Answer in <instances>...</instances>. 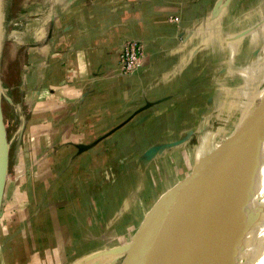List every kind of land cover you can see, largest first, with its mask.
Instances as JSON below:
<instances>
[{
  "label": "crops",
  "instance_id": "obj_1",
  "mask_svg": "<svg viewBox=\"0 0 264 264\" xmlns=\"http://www.w3.org/2000/svg\"><path fill=\"white\" fill-rule=\"evenodd\" d=\"M254 1H11L28 16L3 77L27 120L30 211L2 207L0 264L95 263L112 256L117 224L125 254L162 199L155 160L207 127L261 63L241 35L257 21ZM128 41L144 48L130 75L119 64Z\"/></svg>",
  "mask_w": 264,
  "mask_h": 264
},
{
  "label": "rangeland",
  "instance_id": "obj_2",
  "mask_svg": "<svg viewBox=\"0 0 264 264\" xmlns=\"http://www.w3.org/2000/svg\"><path fill=\"white\" fill-rule=\"evenodd\" d=\"M11 1L13 0H0V45L2 48L1 81L4 88L2 102L4 120L7 129V140L13 138L14 133L21 124L23 125V128L20 138L8 151V176L6 179L5 196L3 201L5 216L22 215L24 211L29 213L30 209L26 210L25 208L24 188L25 181L30 180L29 177L31 176L29 174L31 172V159L29 153H27L30 152L31 149L30 147H27V144L25 143V124L27 120L24 115L23 105L11 98V89H9L3 77V67L6 65L8 59L9 48H11L14 43L24 40L22 36H24L23 32L25 31V20L28 18V16L24 14V11L22 12L18 10L23 0H15V4H19L17 9L13 8ZM254 2L257 6V21L250 30L244 31L241 35H250L257 41L256 49H260L261 57L259 61L261 63L256 65V71H254L253 75L251 74L252 71H250L241 76L245 78H242L243 86H241L239 91L236 90L234 95L226 96V99H230L231 103L226 104V109L224 111L214 112L207 127L200 126L199 129H196V131L192 133L190 141L187 140L186 143H183L180 146L178 145L174 148H168L164 157L155 160L156 170L159 174L157 177L159 180L158 188H160L157 191V197L160 195V199L174 186L192 176L198 166L195 165L199 160L197 158L203 157L202 160H199L200 163L213 156L223 147L228 138L241 130L245 123L252 117L255 109L264 100V13L261 14L264 2L261 3V0H255ZM250 79L253 80L250 81ZM248 85L249 87H247ZM249 91H251V95L248 94ZM15 105L19 109L21 108L20 112L23 115L22 119L16 114ZM172 165L175 167V171L172 169ZM145 202H147V200ZM154 208L155 206L151 209H149V207L144 208L146 213L145 220ZM119 226L120 225L117 224L112 228L114 229L112 235L115 236L114 238L116 240L118 239L117 242L113 244L115 246L110 248L113 251L111 253L112 256L101 259L102 256L98 255L95 263L91 262L87 264H111V262H113V264H121L126 253L118 259L116 257V251L120 248L117 246L121 245V241H123L121 235L125 228L121 230L122 226ZM84 263H86V260H84Z\"/></svg>",
  "mask_w": 264,
  "mask_h": 264
},
{
  "label": "water",
  "instance_id": "obj_3",
  "mask_svg": "<svg viewBox=\"0 0 264 264\" xmlns=\"http://www.w3.org/2000/svg\"><path fill=\"white\" fill-rule=\"evenodd\" d=\"M0 133L7 142L2 95ZM225 142L213 156L198 164L191 177L162 197L125 247L126 255L121 264H158V254L176 249L182 237L198 222L208 206L243 167L259 154L264 142V100L243 128ZM5 166L8 170V152L5 160L0 162V221L7 179L4 177ZM226 237L206 264H229L228 250L234 245L235 239L226 241Z\"/></svg>",
  "mask_w": 264,
  "mask_h": 264
},
{
  "label": "bare ground",
  "instance_id": "obj_4",
  "mask_svg": "<svg viewBox=\"0 0 264 264\" xmlns=\"http://www.w3.org/2000/svg\"><path fill=\"white\" fill-rule=\"evenodd\" d=\"M0 45V75H1ZM0 77V95L3 93ZM21 109V108H20ZM15 105V112L23 118ZM23 125L5 142L0 133V162L20 138ZM260 152L222 190L176 249L158 254V264H206L225 238L234 240L229 264H264V142ZM7 167L5 175L7 177ZM261 260V261H260Z\"/></svg>",
  "mask_w": 264,
  "mask_h": 264
},
{
  "label": "built area",
  "instance_id": "obj_5",
  "mask_svg": "<svg viewBox=\"0 0 264 264\" xmlns=\"http://www.w3.org/2000/svg\"><path fill=\"white\" fill-rule=\"evenodd\" d=\"M172 21L178 22L179 16H171ZM144 55L143 44L140 41H128L120 55V68L123 74H132L142 66Z\"/></svg>",
  "mask_w": 264,
  "mask_h": 264
}]
</instances>
